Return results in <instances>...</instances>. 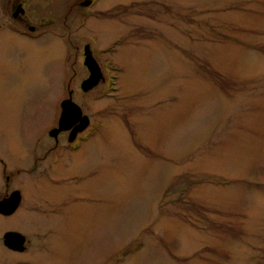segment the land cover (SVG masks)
Listing matches in <instances>:
<instances>
[{"label": "rangeland", "instance_id": "374dc122", "mask_svg": "<svg viewBox=\"0 0 264 264\" xmlns=\"http://www.w3.org/2000/svg\"><path fill=\"white\" fill-rule=\"evenodd\" d=\"M113 1L111 31L89 32L119 40L101 96L79 86L87 28L0 44V155L20 196L0 238L27 241L0 244V264H264V0ZM69 82L93 125L57 176L35 158Z\"/></svg>", "mask_w": 264, "mask_h": 264}, {"label": "flooded vegetation", "instance_id": "af4514ba", "mask_svg": "<svg viewBox=\"0 0 264 264\" xmlns=\"http://www.w3.org/2000/svg\"><path fill=\"white\" fill-rule=\"evenodd\" d=\"M114 5L115 2L113 0L111 2H108V0H0V44L3 42H17L12 41V36H15V38L18 39L24 38L27 40V42L18 40V47L21 43H42L44 45L45 43L51 42L49 41L50 39H48L51 36L67 39L66 37L78 29V27L83 29L87 28L89 31L82 32L83 40L81 41H84V43L81 46V64L85 74L79 86L81 89L82 81L88 79L90 76L96 77L98 82L95 87L85 92L81 91L87 95L93 90L99 89L97 96H101L108 90H112V88H108L107 85L108 81L113 78L112 74L117 72V46H119V40L117 35H115L109 43L102 45V41L97 39L96 35L89 32H92L91 30L94 29V26L98 25L104 26L111 31V28L114 26L112 25L113 22L109 24V21H114V18L118 16V9ZM109 26L111 28H109ZM58 27H62L61 30L64 31L59 33L56 32L55 30L58 29ZM115 29L116 28H113L112 30ZM67 30L68 33L65 32ZM112 33L111 37L113 35ZM104 58H106L105 61ZM86 59L91 60V66L86 64ZM107 59H109V61H107ZM69 65L71 68L72 65ZM71 72H73L71 76L76 74L74 68L71 69ZM65 73L69 75L68 72ZM71 76L68 77L69 81L71 80ZM70 82L67 89L68 97L66 99H72L74 93V89L70 87ZM63 100H65V98ZM80 109L82 111V116H84L81 106ZM60 112L61 108L59 107L57 121L48 131V135L52 129L57 127ZM92 123L93 121L90 123L89 118L88 127L83 132L78 133L72 142L69 141V135L78 123H75L69 130L60 132L55 137L49 135V145L43 151L42 157L37 156L35 160H45L48 158L49 154H52V160L54 159L56 165L58 164L53 172L57 173L56 175L59 176L64 172L60 170L61 168L59 165L64 163L63 160L65 156L67 157L70 153H75L74 156L76 157L73 160L74 163L77 156L83 153V149L86 148L90 138L82 135L92 128ZM33 165L35 164L33 163ZM12 194H18V163L15 165L7 163L0 155V202L4 199H8ZM18 205L12 214H0V216L3 218L13 216L18 211ZM7 232L17 231L10 230L3 232L0 238V244L3 245L1 251L17 256L25 253L26 249L23 252H18L5 246L4 234ZM1 255L3 254H0V256Z\"/></svg>", "mask_w": 264, "mask_h": 264}, {"label": "water", "instance_id": "95a60500", "mask_svg": "<svg viewBox=\"0 0 264 264\" xmlns=\"http://www.w3.org/2000/svg\"><path fill=\"white\" fill-rule=\"evenodd\" d=\"M88 66L92 65L91 60L86 59ZM96 77L90 76L81 84V89L85 92L97 84ZM61 112L58 119V125L49 132L50 136H57L62 131L69 130L75 123L78 125L72 129L69 135V141L72 142L78 133L83 132L89 125L87 116H82L80 107L72 101L71 98L65 99L60 104ZM19 194H12L8 199L0 202V214L10 215L16 209L19 203ZM4 244L6 247L23 252L26 249V237L20 232H7L4 234Z\"/></svg>", "mask_w": 264, "mask_h": 264}]
</instances>
